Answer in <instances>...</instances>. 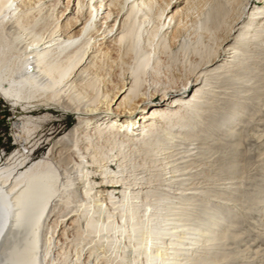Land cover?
<instances>
[{"label": "bare ground", "instance_id": "6f19581e", "mask_svg": "<svg viewBox=\"0 0 264 264\" xmlns=\"http://www.w3.org/2000/svg\"><path fill=\"white\" fill-rule=\"evenodd\" d=\"M213 1L0 0V97L77 118L34 160L50 113L15 124L19 148L0 166V264L216 263L229 202L208 205L220 197L208 184L188 188L190 157L222 88L252 99L264 0L201 10ZM183 34L198 58L161 80L160 56ZM105 59L125 66L120 80L101 76ZM243 115L223 118L230 134Z\"/></svg>", "mask_w": 264, "mask_h": 264}, {"label": "rangeland", "instance_id": "374dc122", "mask_svg": "<svg viewBox=\"0 0 264 264\" xmlns=\"http://www.w3.org/2000/svg\"><path fill=\"white\" fill-rule=\"evenodd\" d=\"M224 1L218 0L219 3ZM194 2H198L201 5V0H194ZM215 2L216 0L211 5L203 6L204 8L201 10L203 12L206 9L209 10L212 8L211 6L216 4ZM256 2L257 0L249 1L247 6H250V12ZM180 5L182 4H178V6ZM192 5L194 6L190 10L191 14L187 17V21L190 23V20L193 21L195 14H197L195 9L198 6L196 4ZM61 6L57 8L56 12L54 11L53 14L55 16H57L58 11L63 9V2ZM194 11L195 13H193ZM53 14H51V17ZM54 15L52 19L55 20ZM217 16L219 18V15ZM200 17L204 18L205 14ZM50 18L49 20H51ZM209 23L213 24L212 18ZM183 35L179 36L177 41L174 42L175 44L170 46L168 52L160 56L159 66L161 70L159 77L161 80L165 76L178 78L184 75L198 58L193 51L195 46L193 39H189L188 35ZM203 40L209 45L211 44V41L209 42L207 38H203ZM256 46L258 48L254 52L256 64L253 72L254 74L256 72V77L248 83V93L252 99L233 97L235 94L231 88H228V86H226V89L225 87L222 88L221 90L223 91L220 92L219 96H223V98L216 101L214 108H212L215 112L212 115L210 114L212 119L209 116L210 119L208 118L207 120L210 125L206 127L207 130L202 133L201 138L194 141L195 143L198 142L196 146H193L197 150L195 148L192 149V154L194 155L196 152V155L190 157L191 159L194 158V163L190 168L191 175H187L188 178L192 177V180L189 179L187 182L191 183L187 185L189 186L188 188L195 184V186L201 185L203 187H208L209 185V187H214L213 190L215 191L210 194L214 195L217 192L220 200L218 197L217 199L214 196H210L212 201L209 204L207 203L208 205L215 204L220 207L225 201V203L229 202L225 209L230 213L228 212L226 222L223 224V227L226 228V234L223 238L217 240L215 244L217 261L214 264H264V37H260L257 40ZM109 59H105V62L103 61L99 73L101 76H105H102L104 79H112L113 82L118 81L120 78L119 74L122 70H125V66L120 60L116 59L110 62ZM239 82L236 81V84L233 85L234 90L236 91L237 89L238 92L241 91L238 85ZM112 88L111 86L110 90ZM154 100L157 101L158 99ZM233 103H241L245 107L241 109L239 104L235 106ZM144 111H147V109ZM236 111H243L244 115L238 121V124L234 126L235 133L230 134L229 129L232 126V121L228 118L222 124L223 118ZM48 112L50 113L49 118H46L47 121L42 122L41 128L39 127V137H42L38 140L34 149L38 145L40 147H38L39 149L37 148V151L35 150L36 152L33 147L30 149L29 160L38 159L43 153L48 151L52 143L72 129L77 123L76 114L67 110L61 111L41 105L25 110L20 106L11 105L0 97V166H3L7 162L5 160L8 159L9 155L19 148L15 140V124L20 122L26 115L39 117ZM220 123L222 125L218 126ZM52 130L53 132L51 133ZM197 146L201 147L198 149ZM4 147L7 149L6 154L3 156L2 149ZM229 182L235 183L234 189L230 192L222 188ZM116 195H120V193L118 192ZM228 197L232 200L229 201ZM223 200L224 202H222ZM228 225L229 227H227Z\"/></svg>", "mask_w": 264, "mask_h": 264}, {"label": "built area", "instance_id": "2783aa9c", "mask_svg": "<svg viewBox=\"0 0 264 264\" xmlns=\"http://www.w3.org/2000/svg\"><path fill=\"white\" fill-rule=\"evenodd\" d=\"M52 132H53V130L51 131V133H52ZM38 147H40V146L38 145V146L34 149V151H35V150L37 151V150L39 149ZM37 148H38V149H37ZM6 149H7L6 147H4V148L2 149V150H3V151H2V152H3V153H2L3 156L6 154ZM36 151H35V152H36ZM2 155H1V156H2ZM32 155H33V154H32Z\"/></svg>", "mask_w": 264, "mask_h": 264}]
</instances>
